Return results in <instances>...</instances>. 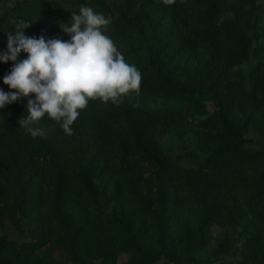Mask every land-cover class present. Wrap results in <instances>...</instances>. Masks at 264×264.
<instances>
[{"label": "trees", "instance_id": "obj_1", "mask_svg": "<svg viewBox=\"0 0 264 264\" xmlns=\"http://www.w3.org/2000/svg\"><path fill=\"white\" fill-rule=\"evenodd\" d=\"M81 6L111 19L140 94L90 101L73 135L45 116L32 138L27 98L0 109V226L22 233H0V264H185L212 240L208 264L236 250L225 264H264V0H0V52L13 21L69 40L60 24ZM12 66L0 61L5 92ZM186 129L188 164L162 144Z\"/></svg>", "mask_w": 264, "mask_h": 264}, {"label": "clouds", "instance_id": "obj_2", "mask_svg": "<svg viewBox=\"0 0 264 264\" xmlns=\"http://www.w3.org/2000/svg\"><path fill=\"white\" fill-rule=\"evenodd\" d=\"M162 3L168 6L175 0ZM70 20V25L60 24L70 36L67 41L26 36L24 30L32 23L24 20L13 21L14 29L6 32L7 50L0 52V61H12L13 66L3 77L10 91L0 89V109L27 98L28 115L18 123L34 139L46 136L42 128L33 127L45 116L73 135L72 125L90 101L119 104L123 97L140 94L139 70L104 34L111 19L81 6ZM22 52L26 59H18Z\"/></svg>", "mask_w": 264, "mask_h": 264}, {"label": "rangeland", "instance_id": "obj_3", "mask_svg": "<svg viewBox=\"0 0 264 264\" xmlns=\"http://www.w3.org/2000/svg\"><path fill=\"white\" fill-rule=\"evenodd\" d=\"M261 44L264 46V37L261 39ZM250 61H245L243 63V68L248 67ZM248 139L252 143H259V140H261V133L255 129L252 128V130H249L247 134ZM197 135L194 133L192 130L186 129L183 132H168L162 139V144L163 146L173 153L174 155L180 154L182 155L181 160L183 161L182 163L188 164L191 161L192 153L197 150L196 142H197ZM6 232L8 234L13 235L16 238L22 237V233L14 228V226L6 222L3 226H0V233ZM213 233L217 237L219 233V227L214 226L213 227ZM215 242L212 240L208 246L205 247L204 250L198 251V256L200 257L199 262H189L185 264H208L206 261H204L203 257L208 254V251L213 247ZM242 253L240 250H236L233 253L229 254H224L221 256L220 261H218V264H225V261H234L237 258L242 257ZM128 253L126 252H121L116 260L115 264H121L125 259H127ZM159 264H174L166 259H161L159 261Z\"/></svg>", "mask_w": 264, "mask_h": 264}]
</instances>
